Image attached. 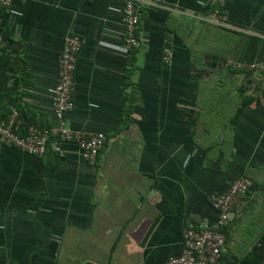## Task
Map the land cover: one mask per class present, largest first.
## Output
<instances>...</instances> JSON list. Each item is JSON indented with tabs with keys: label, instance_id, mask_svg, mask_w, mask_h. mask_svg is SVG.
Instances as JSON below:
<instances>
[{
	"label": "crops",
	"instance_id": "crops-1",
	"mask_svg": "<svg viewBox=\"0 0 264 264\" xmlns=\"http://www.w3.org/2000/svg\"><path fill=\"white\" fill-rule=\"evenodd\" d=\"M213 8L221 23L204 21ZM122 9L0 7V121L15 109L20 134L56 126L49 91L75 34L83 45L66 122L106 137L95 165L69 142L50 140L42 157L0 143V264H165L189 224L215 223L210 195L237 179L248 190L229 214L220 264H264V91L251 90L264 76L234 65L264 63V0H161L143 10L131 52ZM241 96L255 100L230 121Z\"/></svg>",
	"mask_w": 264,
	"mask_h": 264
},
{
	"label": "built area",
	"instance_id": "built-area-1",
	"mask_svg": "<svg viewBox=\"0 0 264 264\" xmlns=\"http://www.w3.org/2000/svg\"><path fill=\"white\" fill-rule=\"evenodd\" d=\"M14 1L0 0V7H9ZM122 25L125 33L123 50L131 52L141 48L137 36L142 11L145 8L160 7L161 0H122ZM218 11L204 18L207 23H221ZM5 45L0 34V49ZM83 45L82 39L75 34L64 37L63 46L57 59V78L55 86L50 89L52 110L56 126L52 129L27 127L25 134H20L22 122L18 113L12 109L7 118L0 121V143L19 149L28 155L42 157L47 152L50 140L59 143H73L77 146L80 158L89 165H95L106 137L103 133H85L68 127L66 115L73 109V92L75 89V68L77 56ZM168 45V44H167ZM166 45L162 52V61L171 62L172 51ZM237 69L264 76V63H236ZM59 151V148H56ZM248 184L243 179L233 181L227 191L221 195H210V203L217 213L215 223L189 224L182 233V252L172 257L165 264H220L225 245L223 228L229 224V214L242 202L247 194Z\"/></svg>",
	"mask_w": 264,
	"mask_h": 264
},
{
	"label": "trees",
	"instance_id": "trees-1",
	"mask_svg": "<svg viewBox=\"0 0 264 264\" xmlns=\"http://www.w3.org/2000/svg\"><path fill=\"white\" fill-rule=\"evenodd\" d=\"M215 10H214V8L213 9H211V11L210 12H214ZM143 12V11H142ZM209 12V13H210ZM208 13V14H209ZM207 14V15H208ZM135 51V50H134ZM238 71H241V72H248V71H246V70H244V69H238ZM250 73V72H249ZM240 94H242L241 92H240ZM255 100V98H254V96H248V97H242L241 96V101H240V103H239V105L237 106V108L235 109V112H234V115H233V117H232V119L230 120V121H237L238 119H239V117H240V115H241V112L244 110V108H246L247 106H249L250 104H252V102ZM41 129V128H40ZM49 144V143H48ZM48 144H47V146H48ZM224 229L225 228H223V231H224ZM255 253H257L258 251H259V253H260V256L262 257L263 256V251H262V248H260V247H256L255 248Z\"/></svg>",
	"mask_w": 264,
	"mask_h": 264
},
{
	"label": "rangeland",
	"instance_id": "rangeland-1",
	"mask_svg": "<svg viewBox=\"0 0 264 264\" xmlns=\"http://www.w3.org/2000/svg\"><path fill=\"white\" fill-rule=\"evenodd\" d=\"M253 74H255V76H261L260 74H258V73H253ZM251 90H252V92H258L259 94L261 93V92H263L264 91V87L263 88H261V87H252L251 86ZM231 115L233 114V113H230ZM231 115H230V117H231Z\"/></svg>",
	"mask_w": 264,
	"mask_h": 264
}]
</instances>
